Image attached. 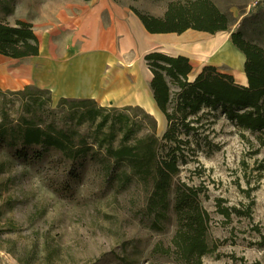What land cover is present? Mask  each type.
Wrapping results in <instances>:
<instances>
[{
    "label": "rangeland",
    "instance_id": "374dc122",
    "mask_svg": "<svg viewBox=\"0 0 264 264\" xmlns=\"http://www.w3.org/2000/svg\"><path fill=\"white\" fill-rule=\"evenodd\" d=\"M186 1L111 0L129 11L132 7L156 17L163 16L169 2ZM210 1L231 20L229 31L208 34L187 30L180 35H166L194 34L216 39L217 45L205 58H197L181 47L168 46L159 40L139 46L132 38L129 52L119 54L113 62L117 73L123 72L125 92L132 90L137 98L138 103L129 106L138 107L133 115L143 119L138 135L144 134L149 125L142 112L156 121L157 137L167 129V122L153 104L146 86L151 73L143 58L148 52L186 56L192 65L190 80L205 66L234 74L237 79L243 70L244 56L233 46L230 35L240 32L246 40L264 48V0L256 5H253L255 0ZM56 3L57 0H0V17L4 16L3 7L9 4L14 11L6 18L8 21L30 18L37 33L50 36L54 32L51 24ZM122 38L118 35L117 42ZM45 52L44 49L42 55ZM1 60L0 57V67ZM5 60L9 64L4 66L11 74L32 67L34 83L30 86L48 91L52 109L60 98L69 95L71 88L67 83L58 84L53 92L51 78L38 72L41 62ZM129 65L132 68L127 70ZM0 89L21 90L1 86ZM97 105L117 111L127 107L114 103ZM199 115L198 123L192 124L195 129L188 133L189 143L180 144L184 157L177 178L199 189L201 205L210 217L208 240L215 247L202 257V264H264V131L239 128L219 108H204ZM78 129L87 132L85 126ZM181 136L184 137L183 133ZM3 159L0 157V161ZM71 168L55 151L30 164L7 162L5 172L0 174V184L5 186L0 201V244L8 248L7 239H10L17 249L16 255L0 250V264H21L18 257L29 264H117L121 257L132 260V264H176L170 258L151 253L156 243L166 245L174 232L171 208L165 228L151 230L139 220L138 213L144 203L142 190L107 188L98 177L97 168L89 164L75 165L76 177L68 174ZM224 209L230 212L229 217L221 213ZM7 219L14 221V231H5L3 224ZM47 252L52 254L50 261L45 259Z\"/></svg>",
    "mask_w": 264,
    "mask_h": 264
},
{
    "label": "trees",
    "instance_id": "16d2710c",
    "mask_svg": "<svg viewBox=\"0 0 264 264\" xmlns=\"http://www.w3.org/2000/svg\"><path fill=\"white\" fill-rule=\"evenodd\" d=\"M129 9L153 35H180L187 30L215 34L229 31L231 24L210 0L169 2L161 17ZM13 11L7 4L0 17V56L15 60L37 56L39 40L32 24L20 19L8 21ZM230 40L244 56L245 86L213 66L203 67L190 80L192 65L183 55L160 51L144 55L151 73L153 101L167 122L161 137L156 136V121L145 112L142 114L149 125L144 134L138 135L143 123L141 117L133 115L138 107L117 111L99 106L90 98L62 97L52 109L46 90L30 85L14 92L0 89V157H5L0 161V174L8 161L30 164L50 151L70 163L71 177L77 176L75 165L96 167L107 188L142 190L144 203L138 215L149 229L162 231L171 208L174 232L166 245H154V256L170 258L176 264H202V257L215 247L208 240L210 217L201 205L199 189L177 178L184 157L180 144L189 143L188 133L195 129L192 124L198 123L204 108H219L241 129L264 131V48L246 40L240 32L232 33ZM82 126L87 132L78 129ZM4 191L5 186L0 184V201ZM221 213L230 215L225 209ZM3 227L7 232L14 231L15 223L7 219ZM7 242L10 246L0 244V250L16 255V243L10 239ZM51 258V252H47L45 259ZM17 259L29 264L21 257ZM117 264H132V260L121 257Z\"/></svg>",
    "mask_w": 264,
    "mask_h": 264
},
{
    "label": "crops",
    "instance_id": "0c3cea01",
    "mask_svg": "<svg viewBox=\"0 0 264 264\" xmlns=\"http://www.w3.org/2000/svg\"><path fill=\"white\" fill-rule=\"evenodd\" d=\"M52 14L53 23L51 25L54 27V32L50 36L37 33L34 30L32 19L20 20L32 24L39 40V54L24 58V60L31 59L35 62H41L42 67L38 72L45 74L46 78H51L53 92H55L58 84L67 83L71 91L68 96L63 97L90 98L100 105L114 103L120 107L132 105L133 102L138 103L137 98L133 96V91L128 90L117 95L114 93L115 85H122L123 76H117L116 71L108 74L107 63L118 59L119 54L123 53L121 49L124 45L131 49V39L134 38L132 32L136 27L141 28L149 37H164L170 34L153 35L147 33L131 10L119 7L111 0H57ZM118 35L123 36L119 42L116 40ZM53 41L55 44H51ZM110 48L114 52L113 57L108 53ZM44 49L46 54L42 55ZM0 57L3 58L1 61H6L5 59L15 60ZM5 63L9 64L7 61ZM29 69L30 74L23 77L18 76L17 81L4 83L3 79H0V82L5 84L4 88L22 89L24 86L34 83L31 81L32 67ZM14 72L16 73V71L12 73ZM231 75L237 84L242 86L247 84L243 70L238 73L237 79L234 74ZM111 79H117L115 85H112L113 94L112 91L109 93L105 91V86L109 80L111 82ZM150 79L146 85L149 86V89ZM38 84L42 85L41 83ZM125 93L128 96H125ZM150 93L151 100L155 105L151 89Z\"/></svg>",
    "mask_w": 264,
    "mask_h": 264
},
{
    "label": "bare ground",
    "instance_id": "6f19581e",
    "mask_svg": "<svg viewBox=\"0 0 264 264\" xmlns=\"http://www.w3.org/2000/svg\"><path fill=\"white\" fill-rule=\"evenodd\" d=\"M133 37L135 38L136 42L138 45L143 46V45H149L152 43L153 40H162L165 45L168 46H175V47H181L182 49H185L189 52H191L192 54H194L197 58H205L207 54H209L217 45L216 44V39L214 38H209L206 37L204 35H194V34H187V35H182V36H164V37H149L147 35H145V33L143 32V30L139 27H136L133 29L132 32ZM129 47L127 45H124L123 48L121 49L122 52H129ZM108 53L110 54L111 57H113V50L110 48L108 50ZM6 61H1V67H0V79H3L4 83H11L14 81H17L18 76H27L30 74V69H27L25 71H20L18 72H14V73H8L7 69L4 65L2 64H6ZM113 62L109 61V63H107V67H109L108 69V74H110L111 72L116 71L117 73V69H115L113 67ZM132 66L129 65L127 66V70L131 69ZM133 73V77H135L134 72L132 70H130ZM124 76L123 72L120 73V71L117 73V76ZM131 75V74H130ZM117 81V79H111L107 82L106 86H105V91L107 93H109L110 91H112L113 94V90L114 93L117 95L120 92H124L125 91V82L122 79V85L120 84H116L115 82ZM3 82H0V86L1 87H5V84ZM112 85H115V89L112 90ZM127 86V85H126ZM127 89V88H126ZM132 91V90H131ZM130 91V92H131Z\"/></svg>",
    "mask_w": 264,
    "mask_h": 264
},
{
    "label": "built area",
    "instance_id": "2783aa9c",
    "mask_svg": "<svg viewBox=\"0 0 264 264\" xmlns=\"http://www.w3.org/2000/svg\"><path fill=\"white\" fill-rule=\"evenodd\" d=\"M260 1H261V0H255L254 3H253V5L258 4Z\"/></svg>",
    "mask_w": 264,
    "mask_h": 264
}]
</instances>
